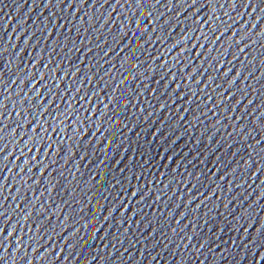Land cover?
<instances>
[{"label":"water","instance_id":"95a60500","mask_svg":"<svg viewBox=\"0 0 264 264\" xmlns=\"http://www.w3.org/2000/svg\"><path fill=\"white\" fill-rule=\"evenodd\" d=\"M120 4L124 7L116 0L108 4L87 0L81 8L77 0L74 7L78 11L73 15L71 8L62 13L63 5L55 0L50 5L47 0H0V112L4 113L0 116V213L6 212L0 215V228L7 227L5 236L16 230L9 237L10 245L5 241L7 262L0 264H12L13 260L22 264L20 256H25L26 264H250L251 255H255L253 245L243 246L264 224V197L260 196L264 174L257 171L260 163L254 168L259 158L245 166L244 150L232 155L243 143L233 131L241 121L232 124L225 117L239 115V110L253 99L245 112L252 113L249 121L253 116L260 118L264 105L255 112L252 109L264 97L251 93V88L259 91L264 85V48L260 46L264 33L253 34L259 33L264 17L252 28L259 10L245 8L234 29L221 36L224 27L220 24L232 23L238 9L217 7L212 12L216 7L212 5L200 9L199 16L192 15L196 8L176 16L177 9L166 11L167 0H162V6L152 15L164 13V20L156 22L161 25L168 16L171 20L164 31L157 28L152 40L145 43L151 32L149 25L144 39L137 43L133 41L134 31L142 29L136 13H141L140 20L146 24L148 19L151 22L153 17L147 14L152 4L145 9L135 3L133 9L128 8L124 0ZM127 16L137 25H131ZM204 20L208 23L203 24ZM245 20L248 23L240 29L239 24ZM219 26L216 36L221 37L213 44L211 33ZM244 32H248L241 42L248 44L246 54L233 60L238 49L229 45L232 38L239 40ZM202 33L209 40L205 41ZM157 36L169 39L160 43ZM105 40L107 43H103ZM177 40L181 45L173 47ZM202 44L206 48H201ZM110 46L114 51H109ZM176 59L182 64L174 66ZM141 60L143 67L139 65ZM242 63L243 71L232 88L234 94L216 106L214 101L227 95L229 82ZM229 68L232 72L224 77L221 71L228 72ZM37 72L36 80L29 81V75ZM199 72L205 74L197 75ZM244 75H248L247 80H241ZM211 77H216L215 84H211ZM244 84L251 86L242 89L249 96L236 105V111H224L226 105L235 106L234 99H240L236 88ZM46 89L51 92L42 96L38 107L34 91L45 93ZM94 93L108 104L107 109L96 102ZM85 109H90L91 121H84L89 114ZM109 109L116 112V121L109 120L97 131V110ZM181 116L187 120L180 122ZM205 126L207 133L197 146ZM229 139L235 141V148L228 145ZM60 147L66 151L60 152ZM197 147L202 155H198ZM48 181L55 188L44 192ZM129 188L131 191H126ZM40 203L49 212L38 213ZM193 233L195 236L187 239ZM17 236L23 242L19 251ZM230 237L237 243L232 245ZM201 243L204 247L197 254ZM227 245L229 250L223 251Z\"/></svg>","mask_w":264,"mask_h":264},{"label":"snow or ice","instance_id":"6c2138e0","mask_svg":"<svg viewBox=\"0 0 264 264\" xmlns=\"http://www.w3.org/2000/svg\"><path fill=\"white\" fill-rule=\"evenodd\" d=\"M78 2L80 4L81 8H83L84 5L87 3V0H78ZM95 2H96V0H93V3H95ZM108 2H109V0H104L105 4H108ZM52 3H53V0H47V5H50ZM55 3L57 5H63V7H61V9H60V11L62 13L65 11V9H68V8L74 9V11L72 13L73 15L75 14V11H78V9H75V7H74L75 4L77 3V0H55ZM116 3L121 8L124 7L123 4H120V0H116ZM124 3L128 5V8H132V9H133V3H135L137 5H140L142 9L147 8L150 3L152 4V11L148 12V14H147V17H153V20L151 22L148 19V22L146 24L144 22V19L140 20L141 13H136V16L139 18L138 27H140L142 29L141 31H134L135 39L133 41H135L137 43H139L141 40L144 39V35L146 34L145 30L149 29V27H148L149 25H152V27L150 29L151 32L148 34V40H146L145 43H147L148 41L152 40L151 39L152 34L156 33L157 28H159L161 31H164V29H165L164 26L168 23V21L171 20V16H168V20L165 21V25H161L160 23H156V22H160L161 20H164V18H165L164 13L161 12L157 16H153L152 15L153 12H156L157 9L162 6V0H124ZM197 5H199L198 8H197ZM212 5H216V7L212 9V12H215L217 7H220V8H225L226 7L229 11H231L233 9H238V12L236 14L235 20H233L232 23L227 24L226 26L223 23L220 24V26L222 25L224 27V32L221 33V36L225 32H228L229 29H231V31L234 29L233 28V24H235L236 21L240 20V15L243 13V10L245 8H251L253 12H256L257 10H259L258 14L256 15V17L252 20V24H251L252 28H256L257 27V22L261 21V17H264V0H224V2H220V0H190V2H189V0H167V4H166L165 7H166V11H171L172 9H177V11L175 12L176 16H179L180 13L183 12L185 9H191V11L189 12V13H191L192 9L196 8L197 9L196 12L192 13V15L196 14L195 16H199L198 13H199L200 9H204L205 7L211 8ZM89 6H91V5H89ZM101 6H103V5H101ZM113 11H115V8H113ZM52 15L55 16V13H53ZM84 15H87V13L85 12ZM224 15L227 16V12H225ZM109 17H111V13H109ZM161 17H164V18L161 19ZM80 19H83V16H81ZM185 19H187V16H185ZM209 19H212V16H210ZM127 20L129 21V23L131 25H137V21L136 20H132L131 16H127ZM177 22H179V21H177ZM120 23L123 24V21H120ZM206 23H208V20H204L203 21V24H206ZM246 23H248L247 20H245L244 22L240 23L239 24V28L243 29L244 25ZM53 26L55 27V25H53ZM220 26H219L218 29H214L213 33H211V36L215 37V39L212 40L213 44H216V42L218 40H220L221 36H219V37L216 36V33L218 31H220ZM196 30L197 29H192L193 32H195ZM185 31H187V29ZM249 31H251V29H249ZM261 33H264V22L260 23L259 33L257 32V33H254L253 35L257 36V35H260ZM78 35H79V33H78ZM125 35H127V34H125ZM247 35H248V32H244L243 34L239 35V40H236V39L233 40V38H232V44L229 45V48H232L233 45H236L235 48L238 49L237 54L235 56H233V60H236L237 56L239 54H241V53L246 54V52L244 50L248 47V44L247 43H241V42L244 41L245 36H247ZM233 36H236V31L233 33ZM202 38L205 41L209 40V36L208 35H204L203 33H202ZM168 39H169V36H163V37L157 36L156 37V40H158L160 43H164V41H166ZM195 39L199 40V39H201V37H195ZM248 41L252 42V43L256 42L253 39H249ZM81 43H83V39H81ZM103 43H107V41L105 40V41H103ZM116 43L118 45L119 41H116ZM241 44H244L243 48L240 47ZM176 45H181V41L177 40L176 43L173 44L172 46L175 47ZM260 46L262 48H264V43H261ZM72 47L73 48L76 47L75 42H73ZM96 47L99 48L100 44H97ZM200 47L201 48H206L205 44L200 45ZM193 48L195 49V46H193ZM77 50H79V49H77ZM88 50L91 51V49H88ZM170 50L171 49H167V51H170ZM185 50H187V49L181 48V51H185ZM4 51H6V49H4ZM109 51H114V49L111 48V46H110L109 47ZM190 53L191 52H189V54ZM104 55L107 56L108 52L105 51ZM161 55H163V54H161ZM178 56H179V54H178ZM150 58L151 59H156V57H150ZM214 60L216 62H219L218 60H216V58H213V61ZM228 63H231V61H228ZM180 64H182L181 60L180 59H176L174 66L175 65H180ZM139 65L141 67H143L144 66V61H142V60L139 61ZM44 66L47 67V65H44ZM211 66H213V63H212ZM57 67H58V65H57ZM113 67H115V65H113ZM161 67H163V66H161ZM187 67H188V65H185V68H187ZM214 67H215V65H214ZM77 71H79V69H77ZM242 71H243V63L241 64V69L239 71H237V69L235 70L236 75L233 77L232 81L229 82L230 86L228 87L229 91L227 92V95L222 94L221 95V100L219 102H217L216 100L214 101V104H216V106L217 105L219 106L220 103H222V101H224V97H227L229 95H233L234 94V92L232 91L233 85L237 82V77L241 76V72ZM205 72L208 73V70L205 69ZM205 72L204 73H200L199 72L197 75H204ZM221 72L223 73L224 77H228L229 76L228 74L230 72H232V69L229 68L228 72H223V70ZM37 74H38V72L29 75V77H28L29 81H31V82L35 81L36 78H37ZM105 74H107V73H105ZM65 75H69V73H65ZM73 75H74V73H73ZM262 75H264V72H262ZM166 78L167 77L165 76L164 79H166ZM41 79H43V77H41ZM53 79H55V77H53ZM100 79H103V77H100ZM133 79L134 80L138 79V77L137 76H133ZM174 79H175V77H174ZM181 79H183V78H181ZM191 79L195 80V76H191ZM247 79H248V75L247 76L244 75L241 80H247ZM215 80H216V77H211L210 78L211 84H215ZM241 80L239 81V85L241 84ZM225 81L227 82V79ZM88 82L90 83L91 81L88 80ZM81 83L83 84L84 81H81ZM197 83H200V81H198ZM202 83H204V81ZM211 84L209 86H211ZM143 87L146 88L147 86L144 85ZM178 87H179V85H178ZM218 87L219 86L216 85V88H218ZM250 87H251L250 85H245L244 84L243 88H241V87L236 88V92L240 93V99L237 100L235 98L234 99L235 106L231 105L230 108H229L226 105L224 111H226V112L227 111H232V112L236 111V105L240 104L241 100L244 99L245 96H249V93L247 91H242V89L250 88ZM6 90L7 89H5V91ZM79 91H80V89L77 88V92H79ZM50 92H51V89H46L45 93H40L38 91H34V96L37 99V106L38 107L40 106L39 105V101L42 98V96L47 94V93H50ZM253 92H257L259 97H264V85H261V89L259 91L254 89V88H251V93H253ZM94 94L97 95V101L96 102L99 103V104H103V107L105 109H107L108 108V104H104L102 99H100V98L98 99V97H99L98 93H94ZM106 95H107V93H106ZM193 95H196V93L194 92ZM85 96H87V93H85ZM61 99H63V97H61ZM80 99L83 100V99H85V97H81ZM209 99L212 100V96H209ZM28 102L30 103V101H28ZM88 102L91 103V101H88ZM49 103H54V101H49ZM252 103H253V99L252 100H248V103L245 105V108L247 107V105H251ZM261 105H264V99L261 100V104L260 105H257L255 107H253L252 112H255L256 108L257 107H261ZM80 106L83 107L82 104ZM245 108H244L243 111L240 109L239 110L240 114L236 115L234 118H232V116L225 117V119H228V122L232 123V124H235V121H241V123L239 125H236L233 128V131L237 133V135L239 137V140L243 141V143L240 144L239 148H236V150L233 151L232 155H236L237 153H240L242 150H244V156L242 158H243V162H244L245 166L249 165V161H255V160H257V158H259V160H258L259 162H257L255 164L254 168H256L257 164L260 163L261 167L258 168L257 171L260 172L261 174H264V143H262V142H264V107H261L260 118H257L255 116H253L250 121L248 120V116H250L252 113L251 112H245ZM84 111L86 113H89L88 115L84 116V121H91L92 113L90 112V109H85ZM97 111L99 113L98 119H100V124L97 126V131H99L100 128H102L105 124L109 123V120L116 121V118H117L116 112L112 113V109H109V111H107V112L100 111V110H97ZM182 111L187 112L188 109H183ZM109 113H112V114L109 115ZM2 115H4V113L0 112V116H2ZM65 118H67V116ZM195 119L197 120V122L202 123V121H200L199 118H195ZM186 120H187L186 117L181 116L180 122H182V121L185 122ZM92 122L95 123L94 121H92ZM217 123H220V121H217ZM17 126L19 127V125H17ZM188 126L189 127H193V125L190 122L188 123ZM121 127H123V125H121ZM223 127H227V123L225 125H223ZM241 129H243V131H241ZM74 131L79 133L80 129H75ZM185 131H187V129H185ZM206 133H207V126H205L204 133H202L200 138L197 139V141H196L197 146L202 144L203 136ZM255 133H258V136H254ZM172 134H175V129L172 130ZM161 135L163 136V132H161ZM229 136L231 137V133H229ZM41 139H43V137H41ZM68 139H72V137L69 136ZM105 139H108V138L105 137ZM209 139L212 140V137H209ZM229 141H231V142L228 143V145H232L235 148L236 147L235 146V141H233L231 139H229ZM167 142H168L167 139H165L164 143H167ZM216 143H220V142H216ZM61 144H63V141H61ZM48 147H52V145L48 144ZM58 147H59V145H58ZM29 151H31V149H29ZM65 151H66V149L64 147H60V152H65ZM67 151L69 152V155L71 156L70 148L67 149ZM197 152H198V155H202L203 154V152L200 151L199 147H197ZM76 154L79 155V152L77 151ZM21 155H24V153L22 152ZM245 156H247V160H245ZM81 159H84V157L81 156ZM36 163L39 164V165H42L43 167H47V166L43 165L42 161H37ZM52 163L55 164L56 161L53 160ZM34 166L35 165H33V167ZM238 166L239 165L237 164V167ZM236 170L237 169H233L234 172ZM60 175H63V173H60ZM70 175H72L71 171H70ZM73 178L75 179V176H73ZM52 179L54 180L55 177H53ZM234 179H235V177H234ZM34 183H39V181H34ZM117 183H119V181H117ZM48 185L49 186L44 187V189H43L44 192H49V191H51L52 188H55V185L52 184L51 181H48ZM29 188H31V185H29ZM126 191H131V189L130 188L126 189ZM229 191H231V188L229 189ZM137 194L138 193H132L133 196H136ZM260 196L264 197V191H261ZM25 199H26V197H25ZM34 199L37 202H39V200H40V198L36 197L35 195H34ZM65 203H67V202L65 201ZM120 207H124V204L121 203ZM225 207L227 208L228 205H225ZM48 209L49 208H46L44 203H40V208H39L38 213H47V212H49ZM0 215H6V212L0 213ZM104 219L107 220L108 218L105 217ZM251 226L252 225H249V227H251ZM6 229H7V227L0 228V248L3 249V254L0 255V261H5V262H7L5 258L9 257L8 247L5 246V241H9V237H11L13 235V233H15V231H16L15 229H13L12 231L8 232L7 236H5V235H3V233H5ZM175 230H176L175 228L172 229V231H175ZM76 231H79V229H76ZM243 232L246 235H248V229L244 228ZM72 235H75V232H73ZM194 236H195V233H193L192 235H188L187 239L190 240ZM30 239H31V237H30ZM144 239L146 240L147 237H144ZM230 239H231V244L232 245L237 243L236 239H232L231 237H230ZM239 239L243 240L241 237H239ZM257 239H259V241H260L258 244L255 243V241ZM136 243H139V241H136ZM154 244H155V242L152 243L153 246H154ZM250 244L253 245L252 251L255 253L254 256H252L251 253L249 254V255H251L250 264H264V224H261V226L257 229V236L256 237H252V234H251L250 239L244 244L243 247L247 248L248 245H250ZM9 245H10V241H9ZM85 245H86V242H85ZM22 246H23L22 238H21V236H17V249L16 250L19 251V249ZM69 247H72V245H69ZM165 247H167V245H165ZM203 247H204V243H201L200 247L196 248V253L199 254L200 253V249L203 248ZM256 249H259V251H256ZM209 250H211V249H209ZM228 250H229V248H228V245H227V247L224 248L223 251H228ZM109 255H111V253H109ZM100 259H105V257H101ZM242 259H243V257H242ZM19 260L22 262V264H26V262H27V260L25 259V256H20ZM12 264H15V260L12 261ZM200 264H203V262L201 261Z\"/></svg>","mask_w":264,"mask_h":264}]
</instances>
